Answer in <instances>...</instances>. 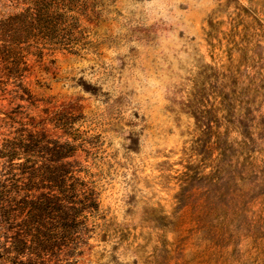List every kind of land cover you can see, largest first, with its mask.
Instances as JSON below:
<instances>
[{
  "label": "rangeland",
  "instance_id": "rangeland-1",
  "mask_svg": "<svg viewBox=\"0 0 264 264\" xmlns=\"http://www.w3.org/2000/svg\"><path fill=\"white\" fill-rule=\"evenodd\" d=\"M85 8L81 51L30 54V101L0 99L79 119L100 206L77 264H264V0Z\"/></svg>",
  "mask_w": 264,
  "mask_h": 264
},
{
  "label": "trees",
  "instance_id": "trees-1",
  "mask_svg": "<svg viewBox=\"0 0 264 264\" xmlns=\"http://www.w3.org/2000/svg\"><path fill=\"white\" fill-rule=\"evenodd\" d=\"M87 1L0 0V99H30V54L81 51ZM22 107L0 108V264H77L100 206L78 155L79 119L64 110L23 116Z\"/></svg>",
  "mask_w": 264,
  "mask_h": 264
}]
</instances>
